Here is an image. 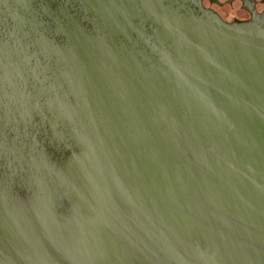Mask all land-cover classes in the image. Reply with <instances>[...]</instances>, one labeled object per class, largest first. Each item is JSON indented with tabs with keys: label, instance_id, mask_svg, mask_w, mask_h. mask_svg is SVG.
<instances>
[{
	"label": "water",
	"instance_id": "water-1",
	"mask_svg": "<svg viewBox=\"0 0 264 264\" xmlns=\"http://www.w3.org/2000/svg\"><path fill=\"white\" fill-rule=\"evenodd\" d=\"M35 1L0 0V264H264V23L166 18L113 84Z\"/></svg>",
	"mask_w": 264,
	"mask_h": 264
},
{
	"label": "flooded vegetation",
	"instance_id": "flooded-vegetation-1",
	"mask_svg": "<svg viewBox=\"0 0 264 264\" xmlns=\"http://www.w3.org/2000/svg\"><path fill=\"white\" fill-rule=\"evenodd\" d=\"M41 1L43 34H63L60 50L73 49L83 59L93 60L92 67L110 73L113 84L118 79L124 81L129 70L152 67V63L144 62L145 52L156 48L157 44L152 43L156 42L155 34H159L160 23L166 18L200 21L199 10H203L228 25L264 23V0ZM24 195L25 191L12 193L13 203L21 202Z\"/></svg>",
	"mask_w": 264,
	"mask_h": 264
}]
</instances>
